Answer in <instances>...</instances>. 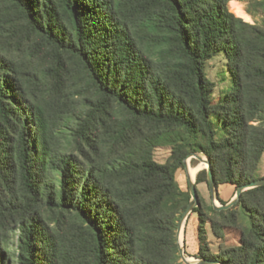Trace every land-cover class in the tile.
I'll use <instances>...</instances> for the list:
<instances>
[{
  "label": "trees",
  "instance_id": "obj_1",
  "mask_svg": "<svg viewBox=\"0 0 264 264\" xmlns=\"http://www.w3.org/2000/svg\"><path fill=\"white\" fill-rule=\"evenodd\" d=\"M229 1L0 0V264H187L185 158H209L222 203L220 186L263 177L264 23ZM219 50L232 84L213 102ZM201 182L193 256L264 264V185L215 209Z\"/></svg>",
  "mask_w": 264,
  "mask_h": 264
},
{
  "label": "rangeland",
  "instance_id": "obj_2",
  "mask_svg": "<svg viewBox=\"0 0 264 264\" xmlns=\"http://www.w3.org/2000/svg\"><path fill=\"white\" fill-rule=\"evenodd\" d=\"M229 9L234 12L237 16L244 18L246 21L251 23L258 22L260 24L264 23V13L259 11L254 5L252 0H230ZM250 11V12H249ZM205 71L208 78L213 82L214 89L212 93V101L218 102L224 99L227 92L231 88L232 78L226 64V57L223 50H219L214 56L205 63ZM211 119L216 129H218V119L215 112L212 113ZM170 150L166 147H157L154 149V155L156 160L163 162L169 155ZM193 158V157H192ZM188 164L192 168H196L197 172L200 169L206 168L207 165L203 164L200 160L197 166H192L191 159H188ZM197 172L194 179L196 178ZM188 170L186 168L181 169L177 172V179L183 189H188ZM257 175L259 177L264 176V153L258 166ZM201 194L208 200L212 201L211 191L208 183L201 182L197 184ZM221 197L226 201H230L234 196L236 189L232 185H223L219 188ZM194 229V232H193ZM193 233L195 240L193 239ZM180 239V244L183 246L184 255L190 260H197L193 256L198 250L197 241V216L196 214H189L185 220L184 227L182 229V234ZM240 232L232 227L225 229V238L223 242L227 245L229 244H239L240 242ZM209 240L211 242V247L213 251L218 250V246L221 243V239L215 237L209 229Z\"/></svg>",
  "mask_w": 264,
  "mask_h": 264
},
{
  "label": "water",
  "instance_id": "obj_3",
  "mask_svg": "<svg viewBox=\"0 0 264 264\" xmlns=\"http://www.w3.org/2000/svg\"><path fill=\"white\" fill-rule=\"evenodd\" d=\"M192 157L197 158L199 160L201 159V160L206 162V165H207V167H206L207 168V183H208L210 191H211L213 206L215 209H227L238 201V199L240 198V195L243 191H245L249 188L264 185V176L254 180L250 183L240 185L236 189L235 196L230 201H228L227 203H222L219 200L218 186L214 180V176L212 173L209 158L202 152L201 153H195V152L191 153L184 160L186 169H188V159L189 158L191 159ZM188 189H189V192L191 194V199H190L189 204L187 205L186 209L182 212L180 219L178 221L177 229H176V236H177V241L179 244V254L181 256V260L187 264H223V263H220L219 261H216V260H208V259H202V258H195V259H197L196 261H190L184 255V249H183V246H181L180 240H179L180 225L188 217V215L192 212L194 207L199 205V199H198V193H197V187H196V178L192 179L189 174H188Z\"/></svg>",
  "mask_w": 264,
  "mask_h": 264
},
{
  "label": "bare ground",
  "instance_id": "obj_4",
  "mask_svg": "<svg viewBox=\"0 0 264 264\" xmlns=\"http://www.w3.org/2000/svg\"><path fill=\"white\" fill-rule=\"evenodd\" d=\"M200 161L203 163V164H206V162L205 161H203V160H201L200 159ZM188 173H189V175L191 176V178L192 179H194V177H195V174H196V172H197V169L196 168H192L191 166H189V164H188ZM186 220V219H185ZM185 220L181 223V225H180V230H179V237H181V234H182V229H183V227H184V224H185ZM180 239V238H179ZM188 259V258H187ZM188 260H190V259H188ZM190 261H196V260H190Z\"/></svg>",
  "mask_w": 264,
  "mask_h": 264
},
{
  "label": "crops",
  "instance_id": "obj_5",
  "mask_svg": "<svg viewBox=\"0 0 264 264\" xmlns=\"http://www.w3.org/2000/svg\"><path fill=\"white\" fill-rule=\"evenodd\" d=\"M193 232H194V229H193ZM193 239L195 240L194 243L197 244V243H196V238L194 237V233H193Z\"/></svg>",
  "mask_w": 264,
  "mask_h": 264
}]
</instances>
